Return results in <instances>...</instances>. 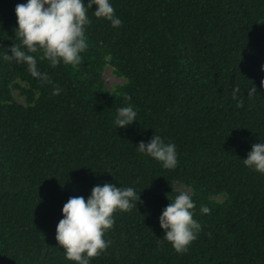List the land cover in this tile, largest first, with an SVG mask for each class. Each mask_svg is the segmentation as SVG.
Returning <instances> with one entry per match:
<instances>
[{
    "label": "trees",
    "instance_id": "1",
    "mask_svg": "<svg viewBox=\"0 0 264 264\" xmlns=\"http://www.w3.org/2000/svg\"><path fill=\"white\" fill-rule=\"evenodd\" d=\"M21 3L0 0V264H75L55 239L61 208L105 182L135 188L142 203L113 214L111 244L91 264H264V174L242 161L264 142V0H111L119 28L93 5L78 66L34 54L58 95L3 59L21 44ZM108 65L125 80L113 92ZM128 105L136 122L119 128ZM153 134L176 144L175 169L136 151ZM176 183L191 189L202 226L183 254L159 239Z\"/></svg>",
    "mask_w": 264,
    "mask_h": 264
},
{
    "label": "clouds",
    "instance_id": "2",
    "mask_svg": "<svg viewBox=\"0 0 264 264\" xmlns=\"http://www.w3.org/2000/svg\"><path fill=\"white\" fill-rule=\"evenodd\" d=\"M92 11L96 18L106 19L114 28L122 25V20L116 15L111 0H26L17 4L16 35L20 45H12L4 53L3 59L25 64L33 78L45 84H53V95H58L61 88L55 86L47 72H42L38 66L35 53L43 50V58L50 66H78L87 47L86 28L91 24L88 13ZM239 87L233 89V99ZM257 93L255 86H250L247 95L251 98ZM130 100L131 98L128 97ZM238 107L243 101H238ZM137 112L133 106H123L116 110L115 124L126 128L136 122ZM136 151L162 164L163 168L175 169L178 164L177 146L166 142L161 135L153 134L145 142L136 144ZM243 164L261 174H264V142L251 145V150ZM170 201V200H169ZM140 201V192L133 187H118L114 183L95 185L87 198L84 196L69 197L61 208L62 218L56 225L55 239L64 251L66 259L75 264H91V258L97 257L111 244L105 239V234L114 223V213L119 210L127 212ZM195 202L188 192H180L174 200L164 207L158 217L162 239L171 244L175 252L186 253L189 246L198 237L202 226L194 219ZM207 206L201 207L204 214L210 213Z\"/></svg>",
    "mask_w": 264,
    "mask_h": 264
},
{
    "label": "rangeland",
    "instance_id": "3",
    "mask_svg": "<svg viewBox=\"0 0 264 264\" xmlns=\"http://www.w3.org/2000/svg\"><path fill=\"white\" fill-rule=\"evenodd\" d=\"M103 81L105 83L106 88L109 92H113L117 87L123 85L125 83L124 78L118 77L114 74L113 68L111 66H106L103 72ZM13 97L16 102L22 103L24 102L23 97L19 95L18 91H13ZM174 189L178 192H188L190 195L192 193L191 189L176 183L174 185ZM218 201H222L223 198H216Z\"/></svg>",
    "mask_w": 264,
    "mask_h": 264
}]
</instances>
